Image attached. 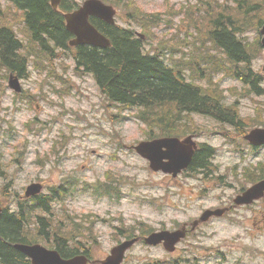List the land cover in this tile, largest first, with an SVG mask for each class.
Here are the masks:
<instances>
[{
    "label": "rangeland",
    "instance_id": "374dc122",
    "mask_svg": "<svg viewBox=\"0 0 264 264\" xmlns=\"http://www.w3.org/2000/svg\"><path fill=\"white\" fill-rule=\"evenodd\" d=\"M137 1L147 12L165 11L168 7L167 0ZM195 1L200 0H170V3L179 7ZM184 16L183 12L175 17L173 26L169 29L171 33L178 31L177 26ZM10 18L14 20L13 13ZM116 20L121 26L136 28L124 10H120ZM9 21V18L0 16V24H8ZM189 28L187 24H183L181 33L184 38ZM255 34H252L253 37ZM166 38L167 36L160 37ZM176 38L179 40V36ZM144 43L152 54L156 53L160 46L159 40ZM64 57L63 52L55 51L53 63L56 64V59L59 62ZM69 63L73 92L64 97L65 104L70 108L66 109L65 115L71 114L66 120L70 127L64 128L67 131L74 130V137H77L70 144L71 152L79 153L81 148L89 147L90 159L85 160L76 154L73 156L68 151V155L64 157L44 154L41 147H47L48 140L38 141L44 132L43 129L32 126L33 111L40 109L38 106L42 103H47L45 99L52 97L59 100L60 95L50 87L44 77L43 73L49 71V67L41 68L42 72H38L32 64H28L27 72H30L31 76H26V81H22L25 83V89L28 88L30 95L34 91H43L47 98L33 102L29 97L24 101L21 93L17 95L15 90L9 88L7 78L0 80V156L7 168L4 174L6 176L0 178V197L3 196L4 187L8 194L15 195L17 192L24 193L26 187L35 183H42L48 189L50 185L56 186L65 179L74 177L63 205L73 227L82 224L88 213L93 211L99 214V224L96 225L98 233L87 231L83 234L85 239L92 242L91 252L98 259L105 258L112 247L119 243V236L112 235L114 230L110 227L107 212L122 213L130 222L143 219L153 230L175 229L186 223L192 224L203 208L215 205L220 191L215 194L214 187L207 179L195 181V175L172 179L164 174H156L149 168L136 150L129 147L132 144L136 146L146 137L143 129L145 125L134 116L136 109L125 110L121 116H113L119 109L115 105L109 106L93 74L78 67V72H75V62L72 58L69 62L66 60L52 67V86L58 76L64 75L69 80V69L66 68ZM263 66L264 51L253 63L254 69L263 76L264 86ZM218 79L221 86L227 90L226 103L234 104L231 112L247 119L248 125L264 128V96L256 93L251 83L242 82L238 78L220 75ZM59 86L63 85H58V88ZM230 89L233 93L228 91ZM15 97H18L17 101ZM89 104L99 106L100 114L97 115L93 111L89 113L86 125L82 123L74 127L73 124H79L77 120L84 118V115L80 114L83 106ZM75 107L78 112L74 111ZM194 120L198 126L197 134H203V141L222 147L221 140L210 138L209 134V131L218 128L222 121L204 115H196ZM238 129L236 127V130ZM46 135L47 133L44 136ZM70 139L72 138L66 137L64 140ZM29 141L35 143L29 144ZM121 141L125 146L120 144ZM251 158H254V155ZM215 161L224 164L227 158L224 153H220ZM117 171L120 172L117 179L120 182L118 186L121 195L95 199L94 186L102 181L104 172ZM199 196H202L204 202L198 201ZM23 199L24 197L21 198ZM59 207L60 203H55L51 211L47 212L48 215L59 210ZM62 212L63 210L58 211L61 218ZM251 212L252 208H246L233 213L228 220H211L178 244L177 248L175 246L174 252L166 250L163 244L150 246L140 241L128 251L125 262L136 264L145 260H157L156 264H169L168 260L172 258L178 260L174 264H264V231L258 230L250 219ZM104 217L108 220L104 221ZM259 218L258 215L257 219ZM232 221L234 223H230ZM86 242L88 243L87 240Z\"/></svg>",
    "mask_w": 264,
    "mask_h": 264
},
{
    "label": "trees",
    "instance_id": "16d2710c",
    "mask_svg": "<svg viewBox=\"0 0 264 264\" xmlns=\"http://www.w3.org/2000/svg\"><path fill=\"white\" fill-rule=\"evenodd\" d=\"M20 2L21 9L13 12L14 22L20 26L21 39L13 36L8 24H0V80L8 78L10 72L23 73L27 60L38 68L48 67V61L57 47L66 45L71 33L67 30L63 16H54L47 4L48 0H11ZM116 2L119 0H108ZM168 1L165 11L147 12L137 0H124L122 8L136 28L129 29L120 25H108L98 19L92 22L111 37L112 46L99 49L91 46H79L75 56L78 68L95 73L104 94L116 102L120 111L124 108H136V117L145 125L148 138L187 134L189 122L181 118L188 113H201L212 117L228 119L235 114L226 107L222 99L226 90L215 81V75L238 77L248 83H258L260 76L254 72L249 62L251 57L263 50L260 38L245 34L258 30L264 22V0H200L176 6ZM208 1V2H207ZM207 2L208 7L202 8ZM183 24L190 28L186 38L178 31L171 33L175 17L181 13ZM9 18L8 16H5ZM137 29L141 34H137ZM192 36L189 40L188 33ZM244 35L242 38L240 35ZM144 36L145 38H143ZM167 36L166 39H160ZM179 36V40L176 38ZM159 40V49L152 54L146 50L144 42ZM193 46L188 67L198 78L206 77L208 84L188 81L180 69L185 63L176 56L180 48ZM20 62L15 67L16 61ZM64 84L68 78L58 76ZM231 93L232 90H229ZM210 149L204 147L198 151L191 162L192 166H203ZM106 194L120 190L102 188ZM8 199L16 202L18 193L10 195L3 189L0 203ZM31 207H25L21 201L18 209H6L0 219V264H33L32 260L15 247L21 243H45L57 248L64 257L81 253L82 239L87 231L96 230H33L32 212L38 202L33 200ZM40 216V215H38ZM41 217V216H40ZM50 220V218H48ZM44 223V221H41ZM145 223V222H144ZM145 228L149 226L142 225ZM154 230H121L114 235L119 240L148 235ZM52 235V236H51ZM124 237V238H123ZM87 243V242H86ZM86 253H90L87 250ZM136 264H156L155 261H143Z\"/></svg>",
    "mask_w": 264,
    "mask_h": 264
},
{
    "label": "water",
    "instance_id": "95a60500",
    "mask_svg": "<svg viewBox=\"0 0 264 264\" xmlns=\"http://www.w3.org/2000/svg\"><path fill=\"white\" fill-rule=\"evenodd\" d=\"M59 1L60 0H53V3L57 4ZM115 14L116 10L113 6L107 5L101 0H87L84 6L78 11L67 15V20L69 22L73 21L77 23L75 29L68 28L77 35V38L72 41V43L74 45L92 44L103 47L110 45V40L90 23L89 16L97 15L110 23H114ZM262 33L264 34V27ZM9 83L17 91H21L22 88L19 79L13 74L10 76ZM254 134L257 138L263 139L264 129H255L252 131L251 136ZM196 147L197 144L195 143L193 136H189L185 139L165 137L150 141H142L134 148L140 155L150 161V166L153 170H163L167 173H172L173 177H176L179 172L191 164ZM41 189V185L32 186L28 195L36 194L41 191ZM262 189H264V182L259 184L256 187V190L252 187L239 195L236 198V202L239 204L251 203L255 198L259 197L257 193ZM2 210L3 206L0 205V217L2 215ZM223 211L224 210H207L199 221L208 220L211 215H220ZM187 232L188 230H186V226H184L182 229L176 231L163 230L161 232H154L146 237L145 240L147 243L153 245L165 241L166 248L170 251H174L176 243L186 237ZM139 239V237L134 238L114 246L107 258L98 260L96 263L124 264L123 261L126 251ZM15 247L29 256L33 264H88L90 261L87 254H79L71 258H65L57 249H50L42 244L16 243Z\"/></svg>",
    "mask_w": 264,
    "mask_h": 264
},
{
    "label": "flooded vegetation",
    "instance_id": "af4514ba",
    "mask_svg": "<svg viewBox=\"0 0 264 264\" xmlns=\"http://www.w3.org/2000/svg\"><path fill=\"white\" fill-rule=\"evenodd\" d=\"M77 2L75 0H61L58 10L67 12L68 8L71 6H75ZM52 5V4H51ZM22 6V4H21ZM54 14V16H59L57 11H54L51 6H49ZM14 36V35H13ZM15 37V36H14ZM66 45H61L60 47H65ZM19 60L14 63L15 67H19ZM26 73V67H24L23 74ZM259 86V84H258ZM219 121H222L221 127L225 128L224 131H214L210 138H217L221 140V146L218 147L213 143H209L206 141H202L200 144V150L204 147H208L210 152L208 154L207 159L204 161L203 166H192L189 170L185 171L181 177L184 175H195L194 179L196 181H201L207 179L209 183L214 187L215 193L220 191L218 194V198H216L217 202L220 203H228L230 211L224 214L222 218H212L211 220L219 219L228 220L229 216L233 215V212L238 209L234 205V197L233 193L245 187V181L249 179L247 169L245 167V163H241L236 165L238 161L241 160L242 154L246 151H249L253 154L264 153V144L263 146L252 145L247 142L245 139V135L247 133V121L244 118L237 117L235 115L230 116L228 119L221 117H213ZM236 127L239 129L236 130ZM226 152L231 158L234 160L232 163H226L224 165H218L212 162V157H217L216 153ZM228 164H232V168H228ZM5 171L7 168L5 166L4 161L1 159L0 161V178L5 177ZM57 198V197H56ZM101 198V197H100ZM50 199H53L51 195L47 196L46 202ZM48 211H51L53 208L52 205H47ZM63 210L62 218L59 217L58 211ZM262 213V215H261ZM258 215L260 216L257 219ZM250 218L255 221V225L258 230H264V197L260 200L256 201L252 205V212L250 214ZM38 221H43L42 217H37ZM210 220V221H211ZM203 223L198 226L194 230H198L201 226H206L210 223ZM67 222H70V216L65 215L64 205L62 204L59 207V210L54 211L50 215V220L44 221L43 224H40L39 230H65L67 227ZM234 223V222H230ZM80 226V224L78 225ZM82 228V227H81ZM85 228L83 227V230ZM120 230V229H118Z\"/></svg>",
    "mask_w": 264,
    "mask_h": 264
},
{
    "label": "bare ground",
    "instance_id": "6f19581e",
    "mask_svg": "<svg viewBox=\"0 0 264 264\" xmlns=\"http://www.w3.org/2000/svg\"><path fill=\"white\" fill-rule=\"evenodd\" d=\"M66 26H67V28H70V29H75L76 27H77V23L76 22H69V21H67L66 22ZM55 81V84H54V86H58V85H63V83L61 82V81H59L58 80V77L54 80ZM59 95V94H58ZM70 95V94H69ZM66 96H68V95H66ZM22 100H24V99H22ZM25 101V100H24ZM30 103V102H29ZM57 106V105H56ZM200 115H204V116H209V115H206V114H201V113H199ZM210 117H212V116H210ZM1 157H0V161H1ZM38 215H40L41 217H42V220L43 221H48V218H50V216L49 215H45V214H38ZM38 215H36V220H37V217H38ZM32 224V222H28V226L29 225H31Z\"/></svg>",
    "mask_w": 264,
    "mask_h": 264
}]
</instances>
